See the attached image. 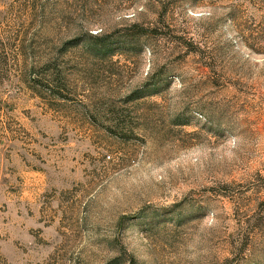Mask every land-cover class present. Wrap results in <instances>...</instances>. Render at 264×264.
Wrapping results in <instances>:
<instances>
[{
    "label": "rangeland",
    "instance_id": "rangeland-1",
    "mask_svg": "<svg viewBox=\"0 0 264 264\" xmlns=\"http://www.w3.org/2000/svg\"><path fill=\"white\" fill-rule=\"evenodd\" d=\"M0 264H264V0H0Z\"/></svg>",
    "mask_w": 264,
    "mask_h": 264
}]
</instances>
